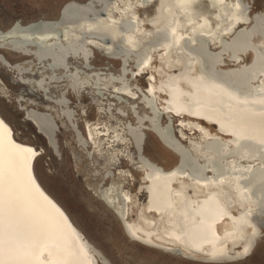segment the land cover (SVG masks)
Listing matches in <instances>:
<instances>
[{
	"label": "bare ground",
	"instance_id": "1",
	"mask_svg": "<svg viewBox=\"0 0 264 264\" xmlns=\"http://www.w3.org/2000/svg\"><path fill=\"white\" fill-rule=\"evenodd\" d=\"M82 1L65 2L59 7L55 18L32 21L21 27L20 23L13 22L5 32H0V68L5 69L4 63L22 65L27 69L32 60L44 59L46 61L42 62L57 69V60H62L58 72L71 78L68 85L74 91L79 106L76 110L71 107L67 97L69 89L65 85L59 98L53 97L50 89L46 92V100L50 101L43 102L46 103L43 110L35 105L25 107L27 102H34L29 97L18 96L16 99L23 101L20 102L24 108L23 115L30 113L50 142L53 141L55 122L51 110H57L58 117L69 130L68 122L74 126L76 121H80L81 129L76 124V132L70 130L72 139L85 162L92 164L94 157L97 158L95 169L90 167V172L97 177L95 184L91 183L90 190L124 218L121 229L128 241L196 264H235L246 260L261 238V222L257 216L264 214V197L260 195L264 187V141H255L256 133H264V69L244 76L238 74L241 69L251 65L252 57L234 64V60H239L240 53H244V50L237 49L234 40L250 33L252 37L248 45L251 48L262 44L264 0H261L256 12L248 7L253 0H247V3L244 0H167L166 4L160 6L161 12L158 8L159 14L152 13L146 19L150 25V31L146 34H143L136 8L147 7L157 0ZM91 11L92 18L89 14ZM178 12L185 14V23L190 30L188 38H184L179 29V21L174 16ZM71 14L75 16L73 21L81 26L67 22ZM160 17L171 19L170 24L165 26ZM48 23L50 30L43 29ZM137 32L144 36L143 46L152 45L161 49L156 57L164 60L166 68L181 61L179 78L167 79L162 87L156 84L154 76L149 75L144 81L143 90L131 88L128 80L148 74L152 69L157 71L156 66H152L153 55L145 48L137 50L134 46ZM207 39L213 41L212 51L208 50ZM179 40H182L180 47L177 46ZM115 43L123 44L127 50L122 54L103 53L104 50L113 49ZM72 45L78 46L75 50L68 49ZM92 45H99L103 49L100 56L104 60L118 63L117 77L111 74L108 66L88 67L92 66L91 59L95 58L90 51ZM55 46L64 52L59 55L54 50ZM7 53L13 57H8ZM224 54H227L226 57ZM122 60L131 61L123 68V73L119 69ZM85 62L87 67L83 66ZM129 64L135 67L130 70ZM205 65L208 66L206 70ZM207 70L232 88H238L245 82L252 91L259 90L260 93L235 96L218 88V84L207 83L203 75ZM48 72L51 70L48 69ZM78 73L84 77L77 78ZM25 75L30 78L29 73ZM90 75L100 79L104 88L111 86L115 91L102 88L97 95L91 94L94 100L93 121L87 119L88 107L78 101L81 98L82 79ZM34 81L38 82L37 79ZM43 88L48 90V84L44 83ZM137 91L140 94L136 96ZM163 92L165 98L162 102L157 101L154 95ZM129 97L136 100L130 101ZM150 109L152 113L161 115L160 130L167 127L169 113L217 123L225 135L188 117H182L175 121L178 125H172L173 138L162 135L163 142L168 146L191 153V161L205 172L203 178L189 172L192 171L190 167L178 169L172 163L163 166L146 156L141 144L145 123L141 121L144 117L152 116L148 112ZM37 117L46 121H37ZM127 127L132 130V137L127 134ZM245 142L258 148L253 153L240 150L241 143ZM212 143L218 145L214 151L216 156L205 150V146ZM212 156L219 167L216 175L213 174L212 163L206 164L208 157ZM121 161L127 167L131 166L130 170L120 167ZM131 170L137 172V181L142 186L136 194L129 189L134 184ZM3 187L5 215L8 214L10 198L18 243L32 260L41 258L43 254L52 264H94L91 253L79 242V231L71 227L66 211L41 184L35 170L29 181L22 169L14 168L10 173L5 161ZM139 191L142 222H134L136 215L129 213ZM133 208L134 212L137 208L139 214L137 203Z\"/></svg>",
	"mask_w": 264,
	"mask_h": 264
},
{
	"label": "rangeland",
	"instance_id": "2",
	"mask_svg": "<svg viewBox=\"0 0 264 264\" xmlns=\"http://www.w3.org/2000/svg\"><path fill=\"white\" fill-rule=\"evenodd\" d=\"M68 1L69 0H0V32H5V30L13 22L19 21V27H21V25H25L26 23H30L32 21L42 19L49 20V18L55 17L59 7ZM71 1L83 2L82 0ZM244 1L247 3V0ZM260 2L261 0H253L252 2L250 1V4L248 6L250 11L256 12L259 9ZM166 3L167 0H157L154 3L152 2L150 5L148 4L147 7L140 6L136 8V12L140 16L142 22L143 34H146L150 31V25L146 22L148 16L152 13L159 14V11L161 12L160 6ZM102 13H104V11ZM89 14L92 18L93 11L89 12ZM174 16H177V19L179 21V29L182 30L184 38H188L190 30L188 29L189 25L185 23V14H180V12H178ZM74 17V14H71L70 18L67 19V22L74 24L75 26H81L79 23L76 24L73 21ZM102 19L104 20L103 16ZM160 21L165 26H167L168 24H170L171 19H169L168 17H160ZM45 25V27L41 25L44 27L43 29L47 30L48 28L50 30L51 27H48L49 23ZM143 34L141 32H137V37L135 40L136 44L134 43V46L137 50L140 48H145V50L149 51L153 55L152 66H156L157 71L152 69L148 74L136 76L131 81L128 80L127 83L131 84V88L134 89L136 87L137 89L143 90V87L145 85L144 81L147 80L149 75L154 76L156 84H159L162 87L164 86V83L167 79L179 78L181 76L180 74L182 71L181 61H179L178 63H173L169 68H166L164 66V60L160 61L156 57L157 53H161V49L159 47L152 45L148 47L143 46ZM57 37L59 39L60 34ZM81 39L82 38L78 40ZM206 41L208 43V50L212 51L214 49L213 41L208 39ZM181 43L182 40H179L177 46L180 47ZM38 45L40 46V44ZM77 46L78 45H72L68 47V49L75 50ZM54 50L58 54L64 52V50L59 49L58 46H55ZM92 50H90L91 54H95V58L91 59L92 66L88 67L91 68L93 66H96L98 68H101V66H108L111 68V74L114 77H117L118 63L116 61H107L106 59L104 60L101 57L103 55L102 51H96L94 48H92ZM111 50L114 52H123L127 50V48L123 46V44L115 43L113 49ZM7 55L10 58L13 57L10 53H7ZM226 55L227 54H224V57H226ZM92 56L93 55H91L90 58ZM43 60L44 59L39 62L38 60L36 62H33L32 60L31 64L29 65L30 67H27L30 68V78L37 79L38 81L44 79V83H47L49 86L48 92L50 89L51 95L56 98H59L61 96L62 89H64L65 85H67V90L69 89L67 97L71 102V107L76 110L79 107L77 104L78 102L76 96H74L73 94L74 91L70 89L68 85L69 81H71V78L69 79V77H67L65 73H59V68H53V70L47 62H42ZM133 66V64H129V69L131 70ZM48 69L49 71L51 70V72H48L49 74L46 73ZM24 76L27 77L26 75ZM64 76H66L67 78H65ZM48 77H50V79ZM53 77L56 79H54ZM80 77L83 78L84 76L81 73H78L77 78ZM45 79L47 80L45 81ZM0 80L4 85V87L0 85V95H3L4 101L7 102V104L11 108L14 121L15 136L19 140L17 142L24 141L30 143L31 146L34 145L36 147L44 148L45 153L43 154V159L40 160V162L35 168V174L37 178L39 179L41 184L46 188L48 193H50L52 197L54 196L58 203L63 207V209L72 219V221L82 229L88 239L106 255V257L110 260L111 264H196L187 260H183L178 256L167 255L157 251H152L128 241L124 236L113 214L94 197L92 191L90 190L91 183H94L97 180L96 174L90 172V167H93L95 169V164L97 163L95 162V160H97V158L94 157L92 164L85 162L82 152L79 151V149L76 147L75 142L72 139V130L70 129V131L68 127H65V123L61 118L58 117L56 109L51 110L50 113L54 116L55 124L58 126V133L56 134L58 138V155L55 156L51 150L46 149L44 140L35 134V131L31 124L23 122V113L19 111L16 105L14 104V98H17L18 96L22 95L20 92L23 90V87L18 84H11L10 75L5 72L2 68H0ZM99 80L100 79L95 77L92 78L91 75L88 76V78L86 79H82L83 85L81 86L79 93L81 98L78 101L82 103V106L88 107L87 119L92 121L94 118L92 108L94 100L93 98H91V94L97 95V93L101 92V89L104 88V86L102 85V81ZM118 81L119 80H113V82ZM112 85H115L116 87L119 86L116 83H113ZM110 87L111 86H107L106 88L109 89L111 92H115L114 89ZM136 93L137 96L140 94V91H137ZM154 96L157 101L162 102L166 95L163 92V94L159 93L158 96ZM129 98L131 99L130 101L136 100L135 97L134 99H132V97ZM30 100L34 103L40 102V100L37 99L35 95H31ZM111 102H113V100ZM118 103L120 104V101ZM39 106H41V108L39 109L43 110L46 106V103H42ZM75 123L81 129L80 121H76ZM131 141L134 140L131 138ZM144 141L145 142H143L142 145L144 147V153L148 158L150 157L151 159H153V161L156 160L163 166L167 165L168 163H171L170 156L156 142L155 138L150 133H146V139L144 138ZM119 166L125 170H130L131 167L129 165L127 167L126 164L122 161L120 162ZM133 174L134 184L130 186L129 189L132 194H136L139 189L141 190L142 186H140L137 181L138 174L137 172H135V170L133 171ZM140 193L141 192L139 191L136 195L134 202L131 206V211L129 213V215H132L133 213L136 215V219H133L134 222H142L140 219L142 217L139 208L140 201L138 200ZM134 203H137L139 214H137V208L134 212ZM261 230L263 233L264 228H262ZM165 248L168 249V247ZM167 252L172 253V251ZM184 253L188 254L185 251ZM196 260L199 261L198 258H196ZM235 264H264V233L257 242L256 248L253 253L246 260Z\"/></svg>",
	"mask_w": 264,
	"mask_h": 264
},
{
	"label": "water",
	"instance_id": "3",
	"mask_svg": "<svg viewBox=\"0 0 264 264\" xmlns=\"http://www.w3.org/2000/svg\"><path fill=\"white\" fill-rule=\"evenodd\" d=\"M56 16H57V14L55 15V17ZM55 17H53V18H55ZM16 23H19V21ZM256 30H257V28L254 29V31H256ZM250 36H251L250 33L249 34L245 33L243 35H240L239 37H236L234 40V42H236L234 45L237 46V49L244 50V53H240L241 56L239 57V60H234L235 61L234 64L241 62L243 59L249 60L252 57L251 65L247 69H241L238 72V74L240 73V75H242V76L251 74V73H253V71L258 70V69H264V36H262V38H263L262 44L254 47V48L253 47L251 48V46L248 45V41L250 39ZM92 46L96 51L103 50L99 45H92ZM112 52H114V51H112V50H104L103 51L104 54H108V53H112ZM114 53H119V52H114ZM116 56H118V55H116ZM38 61H41V60H38ZM128 62H129V60L125 61V62H124V60H122L121 66L119 67L121 72H122L123 68L128 66ZM56 63L58 65L56 68H59L62 65L61 64L62 60H57ZM3 65L5 66V69L4 68H2V69L10 75V83L11 84H18V85L23 87V90L20 92L23 96L30 98L31 95H35V97L40 100L39 103L35 102L34 104L27 102V104L24 105L25 107H29L30 105H32V106L35 105L38 108H41L39 105H41L43 102L50 101V100H46L45 94L48 90L43 88L44 80H40V81L36 82V81H34L33 78H27L24 76L27 73L30 74V68L24 69L22 65L19 66L16 64L15 65H9V64L3 63ZM83 66L87 67V62H85V64ZM207 67L208 66L205 65L204 69L206 70ZM52 68H55V67H52ZM204 72H206V71H204ZM126 73H127V71L124 72V74H126ZM203 75H204V78H205L207 83H209L211 85L218 84V88L221 87V88L227 90L228 92L235 94V96H238V97H240V95L243 97H246L247 93H252V94L255 92H258V94L260 93L259 90L252 91L245 82H242L238 86V88H232L227 83L219 80L215 74H212V72L208 71V72L204 73ZM12 79H13V81H12ZM0 85H2L4 87L1 80H0ZM37 91H42V94H39ZM42 98H43V100H42ZM20 102H23L21 100V98H18V99H16V97L14 98V104L16 105V107L18 108L19 111L23 112L24 108L20 106ZM148 112L152 113V110L150 109V110H148ZM169 117L170 118H169V121L167 122V127H165L164 129H161V130L159 129V122L161 119V115H158L156 113H152L151 117H144L141 121L142 124L145 123V125L142 127V129L144 131L141 132V144L143 143L144 136L146 139V133H150L155 138L157 143L159 141L161 144H163L165 146L166 149H164V151L170 156L172 165L176 164V166H177L176 168H178V169H182L183 167H188V168L190 167L192 169V171H189V172H192L197 178H203L205 172L200 167H198L195 163H193L191 161L192 160L191 153L185 152V151L183 152V151H180L179 148H172L171 146H168L167 144H165L163 142L162 135L167 137V138H173L174 134H173L172 125H178V122L175 123V121L182 118V117H185V118L188 117L191 119H196L197 121H199L203 125L210 127L211 129L215 130L216 132H218L222 135H225V134H223V132L218 128L216 122L208 123L207 121H205L202 118H195V117H190L187 115H180L179 116V115H176L174 113H169ZM36 120L41 121V122L46 121V119H43L41 117H37ZM23 122H27V123L31 124V126L33 127V129L35 131V134L44 140L45 148L48 150H51L55 156L58 155V138L56 137V134L58 133V126L55 124V122H53L54 129H53V133H52V138H53L52 142H50L47 139V136H45V134L42 133L41 129H39V127L35 124L34 120L31 118L30 113L29 114L25 113L23 115ZM136 122H138V121H136ZM68 124L70 125L71 130L75 133L76 132V123H74V126L73 125L71 126V123H69V122H68ZM131 131L132 130L127 127V134L132 137L133 135L131 134ZM185 132H187L188 134H191L187 130ZM195 132L196 131H193L192 133H195ZM16 140H18V139L16 138ZM255 141H257L258 143L260 141H264V133H261V132L256 133ZM25 143L30 144L28 142H25ZM254 143H256V142H254ZM217 146L218 145L216 143H212L210 145L205 146L206 147L205 150L209 151L215 155L214 151L217 148ZM33 147L38 149V155H40V154L43 155L45 153L44 148L36 147L34 145H33ZM257 148L258 147L254 146L248 142L241 143V145H240V150L242 149L243 151H245L247 153H253ZM260 151L263 152L262 149H260ZM190 161H191V163H190ZM207 163H210V164L212 163L211 165L213 167V174L214 175L219 173V169H218L219 167L216 165V162H215L213 156L208 157L206 164ZM255 186L256 185H254V187ZM260 193H261L260 195L262 197H264V187L262 188ZM93 195L98 201L100 200L99 202H103L107 206V207H105L103 205L105 208H107V209L109 208L113 212L114 218L118 222L120 228H122L124 218H122L120 215L116 214L111 209V207H109L105 203V201L101 197H98L94 193H93ZM141 197L143 200V196H141ZM141 197H140V199H141ZM260 216L261 217L257 216V218L261 222L260 227L262 229V228H264V214H262ZM67 217L69 219L68 222L70 223L71 227H76V229L79 231V233H80L79 234L80 235L79 242L82 246H84V248L87 252L91 253V258H92L94 264H111L110 260L106 257V255L94 243H92L88 239V237L84 234L82 229L80 227H78L72 221V219L68 216V214H67ZM261 229H260V231H262ZM263 233H261L260 236H262ZM254 243L255 242H253V245H254ZM177 253L180 254L181 256H183V254L180 251H178ZM183 257H185V256H183Z\"/></svg>",
	"mask_w": 264,
	"mask_h": 264
},
{
	"label": "snow or ice",
	"instance_id": "4",
	"mask_svg": "<svg viewBox=\"0 0 264 264\" xmlns=\"http://www.w3.org/2000/svg\"><path fill=\"white\" fill-rule=\"evenodd\" d=\"M42 159L43 155H38L37 148L16 141L11 108L0 95V264H52L43 254L36 260L30 258V254L18 243L10 198L7 216L4 207L5 161L10 173L14 168L22 169L31 181V173Z\"/></svg>",
	"mask_w": 264,
	"mask_h": 264
}]
</instances>
